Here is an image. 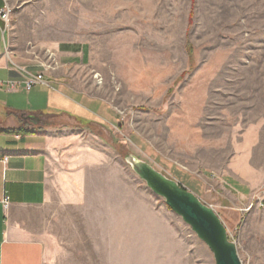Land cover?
Instances as JSON below:
<instances>
[{
    "label": "rangeland",
    "instance_id": "1",
    "mask_svg": "<svg viewBox=\"0 0 264 264\" xmlns=\"http://www.w3.org/2000/svg\"><path fill=\"white\" fill-rule=\"evenodd\" d=\"M7 2L5 54L53 67L54 45H80L85 58L66 78L113 117L69 125L78 150L96 156L76 164L85 180L81 204L60 203L52 189L51 204L39 211L48 215V233L39 235L43 264H215L124 155L148 161L214 209L202 174L220 181L231 159L244 166L243 141L254 143L250 164L264 167V0ZM221 189L242 263L264 264V183L249 195Z\"/></svg>",
    "mask_w": 264,
    "mask_h": 264
},
{
    "label": "crops",
    "instance_id": "2",
    "mask_svg": "<svg viewBox=\"0 0 264 264\" xmlns=\"http://www.w3.org/2000/svg\"><path fill=\"white\" fill-rule=\"evenodd\" d=\"M4 4L0 0V8ZM8 41L9 30H4L0 19V81L20 83L14 88L0 84V264H43L46 246L39 235L48 233V215L39 211L51 204L52 189L60 203L81 204L86 198L85 180L76 164L80 158L96 156L89 150H78V135L69 125L93 123L97 117L112 121L113 117L104 101L76 89L66 78L68 71L85 58L86 51L80 45H54L56 66L50 67L39 61L14 59L8 50L6 55L4 45ZM21 68L42 72L43 87L26 90ZM76 96L88 102L93 112L83 109L72 98ZM58 118L69 123L58 122ZM253 146L254 143L241 142L246 164L241 166L231 159L229 166L217 175L220 181H214L211 174L201 177L206 196L215 201V211L228 231L236 230L237 222L219 199L221 187L249 195L264 183V167H253L249 162ZM3 156L8 157L7 161ZM232 190L228 189L234 195Z\"/></svg>",
    "mask_w": 264,
    "mask_h": 264
},
{
    "label": "water",
    "instance_id": "3",
    "mask_svg": "<svg viewBox=\"0 0 264 264\" xmlns=\"http://www.w3.org/2000/svg\"><path fill=\"white\" fill-rule=\"evenodd\" d=\"M124 160L147 187L163 197L166 205L208 246L215 264H243L236 242L229 237L224 223L211 205L180 181L135 154L126 153Z\"/></svg>",
    "mask_w": 264,
    "mask_h": 264
},
{
    "label": "built area",
    "instance_id": "4",
    "mask_svg": "<svg viewBox=\"0 0 264 264\" xmlns=\"http://www.w3.org/2000/svg\"><path fill=\"white\" fill-rule=\"evenodd\" d=\"M5 4L3 7L0 8V19L3 21L4 23V30L9 29V25H10V19H11V14H12V9L9 6L7 0H4ZM5 51L7 53V46L4 45ZM25 74L24 79L22 81L23 86L25 87L26 90H30L33 86H35L38 83H42L44 82V77H43V73L42 72H30L28 70H26L25 68H21ZM0 84H3L9 88H14L16 86H18L20 83L16 82V81H11V80H7L4 82L0 81ZM7 156H3V160L7 161ZM259 201L261 200V198L258 199ZM7 201H8V196H6L4 198V205H7ZM251 206V205H250ZM229 234V232H228ZM229 237L235 241L234 238H232V236Z\"/></svg>",
    "mask_w": 264,
    "mask_h": 264
}]
</instances>
